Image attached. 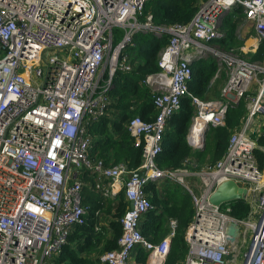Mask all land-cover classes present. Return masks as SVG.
<instances>
[{
  "label": "built area",
  "instance_id": "1",
  "mask_svg": "<svg viewBox=\"0 0 264 264\" xmlns=\"http://www.w3.org/2000/svg\"><path fill=\"white\" fill-rule=\"evenodd\" d=\"M144 1L0 0V264H58L67 236L86 220L85 171L100 199L120 192L128 203L116 246L97 256L100 264H128L137 247L145 252L144 264H162L175 220H167V232L157 242L143 236L140 225L152 208L145 184L163 178L186 190L193 208L178 264H264V167L253 154L254 148L264 153L254 136L264 123L252 126L256 114L264 115V56L260 62L239 57L216 42L224 35L218 27L222 15L239 5L235 33L244 35L243 43L253 40L241 46L253 52L264 41V0H201L186 23L160 25H153L150 15L138 18ZM113 28L120 30L115 43ZM138 31L166 36L167 42L157 53L158 70L144 78L152 118L134 115L124 123L141 150L139 166L128 170L122 163L104 164L91 152L87 126L106 114L105 92L114 72L132 69L123 50ZM207 56L215 60L210 83L220 72L225 75L218 99H202L187 89L191 61ZM253 84L256 90L247 94ZM183 96L192 106L185 139L194 150L203 147L209 127L224 124L227 109L239 99L245 113L214 163L196 167L184 159L179 168H159L155 158L166 121ZM137 170L142 177L133 176ZM224 180L246 188L249 208L242 219L231 216L227 205L208 202ZM99 216L94 210L96 231ZM230 224L236 227L233 241Z\"/></svg>",
  "mask_w": 264,
  "mask_h": 264
},
{
  "label": "trees",
  "instance_id": "2",
  "mask_svg": "<svg viewBox=\"0 0 264 264\" xmlns=\"http://www.w3.org/2000/svg\"><path fill=\"white\" fill-rule=\"evenodd\" d=\"M199 1L201 0H145L138 18L143 19L144 16L150 15L153 25L186 23L196 12ZM240 15L241 7L237 5L221 17L218 27L224 35L217 41L226 50H232L233 47L237 49L241 45L240 38L235 33L236 18ZM112 35L115 43L119 39L120 30L113 28ZM166 42V36L156 37L150 32L138 31L132 36V45L123 50L132 64V69L114 72L111 86L105 92L109 98L106 114L87 126V132L93 138L91 152L104 164L122 163L128 170H135L139 166L141 150L132 144V138L124 129V123L134 115L146 121L152 118L154 110L150 89L144 84V78L158 70L157 53ZM263 56L264 41L253 52L246 54L250 60H262ZM190 68L188 91L202 99L215 97L212 90L214 87L219 89L225 75L220 72L219 77L210 83L215 70L214 58L207 56L194 59L190 63ZM217 81L218 83L214 85ZM191 114L190 99L181 97L179 109L166 121L167 126L161 137V150L155 158L157 167L179 168L184 159L199 166L203 163H214L225 151L229 134L238 126L244 114V101L239 99L227 109L222 126L209 127L205 131L203 147L197 150L191 149L185 139ZM254 136L256 145L264 147V125L259 134ZM253 154L258 167L263 168V152L259 148H254ZM89 188L91 189L90 186L82 188V203L89 205L86 220L83 224L74 226L67 236L56 257L58 264H86L88 260L78 255V252L95 249L100 241L98 254L116 246V239L120 233L119 218L125 209L123 197L121 193L114 197L113 212L110 213L112 200L108 199L100 204V197ZM144 191L152 208L142 217L141 234L157 242L167 232V220H175L174 234L162 264H178L186 253L187 246L183 235L193 214L190 196L186 190L173 182L149 181L145 184ZM104 204L106 205L103 210L111 215L107 223L109 230L107 237L101 234L100 229L97 230L98 234L94 231L96 220L93 211L99 212ZM224 205L229 207L230 215L238 219L244 218L249 208L245 200H233ZM134 255L140 264H144L145 252L141 247L134 250Z\"/></svg>",
  "mask_w": 264,
  "mask_h": 264
},
{
  "label": "crops",
  "instance_id": "3",
  "mask_svg": "<svg viewBox=\"0 0 264 264\" xmlns=\"http://www.w3.org/2000/svg\"><path fill=\"white\" fill-rule=\"evenodd\" d=\"M253 43V40H251V39H247V40H245L244 41V48L246 47V46H248V45H251ZM247 53L249 52L248 50H245ZM89 180L92 182V180H93V178H92V175L91 174H89V173H87L86 171L84 172V174H83V176H82V178H81V181H82V188L84 187V186H90L91 187V184L89 183ZM82 188H81V195H82ZM90 189V188H89ZM92 192H94L95 193V191L92 189V187H91V189H90ZM120 193V192H119ZM117 194V193H116ZM115 195L114 196H111V197H106V198H104V199H101V201H100V204H103L106 200H108V199H111L112 201V209L110 210V213H112L113 212V204H114V202L115 201H113L115 198ZM123 197V196H122ZM124 200V199H123ZM125 202V201H124ZM81 203H82V197H81ZM83 205H85V207L87 208V210H89V205L88 204H86V203H82ZM105 205L106 204H104L103 205V207H102V209L100 208V211H99V219H98V221L97 222H99V224H98V228L101 230V234H103V236L104 237H107V235L109 234V230H108V228H107V223H108V221L110 220V218H111V215H110V213H107V214H109V215H107L106 214V212L103 210L104 209V207H105ZM128 206V203L127 202H125V209H126V207ZM124 209V210H125ZM102 213V214H101ZM95 217V216H94ZM95 231V233L96 234H98V232L96 231V230H94ZM102 239V238H101ZM80 241V240H79ZM100 246H101V241L98 243V244H96V247H95V249L93 248V249H89V250H83V251H79L78 253V255H80V256H82V257H84V258H86L87 260H88V262L86 263V264H100L98 261H97V256L100 254H98V250H99V248H100ZM97 251V252H96ZM61 264H63V263H61ZM128 264H140L137 260H136V258H135V255H134V252H132L131 253V255H130V258H129V261H128Z\"/></svg>",
  "mask_w": 264,
  "mask_h": 264
},
{
  "label": "water",
  "instance_id": "4",
  "mask_svg": "<svg viewBox=\"0 0 264 264\" xmlns=\"http://www.w3.org/2000/svg\"><path fill=\"white\" fill-rule=\"evenodd\" d=\"M143 171L137 170L133 172V176L142 177ZM246 195V188L235 183L232 180H224L213 188L208 196V202L212 205H223L233 200H244ZM129 207H131V202H129ZM227 233L230 238L229 241H233L236 235V227L234 224L228 226Z\"/></svg>",
  "mask_w": 264,
  "mask_h": 264
},
{
  "label": "rangeland",
  "instance_id": "5",
  "mask_svg": "<svg viewBox=\"0 0 264 264\" xmlns=\"http://www.w3.org/2000/svg\"><path fill=\"white\" fill-rule=\"evenodd\" d=\"M245 28L247 29V27L245 26ZM238 38H240L239 40L241 41V45H239L238 46V48L237 49H233L232 48V52H234V54H236L237 56H239V57H243V58H246L247 59V57H246V54H247V52L246 51H243L242 49H241V46H242V44H243V38H244V35L243 34H239V37ZM242 39V40H241ZM216 42L218 43V41L216 40ZM259 62L260 61H262V60H258ZM212 83H213V81H212ZM215 83L217 84L218 83V81L217 82H214V85H215ZM223 83V82H222ZM222 85V84H221ZM212 87V86H211ZM220 88V87H219ZM256 90V85L255 84H253V85H250V87H249V90L247 91V94L248 93H252V92H254ZM212 92H213V95L215 96V97H212V98H216L217 96H218V94H219V89L217 88L216 89V87H214L213 88V90H212ZM219 97H217L216 99H218ZM262 103H264V102H262ZM245 113V112H244ZM261 122H263L264 123V115L263 114H256L255 116H254V120H253V123H252V126H254L256 123H261ZM264 154V153H263ZM199 165H197L196 164V167H198ZM170 180H168L167 178H163L162 179V181L161 182H169ZM184 182H185V184H187L188 185V183H187V180L186 179H184ZM189 182V181H188ZM190 182H193V180L192 179H190ZM176 184V183H175ZM178 185V184H177ZM196 185V184H195ZM192 187H193V185H192ZM194 192H196L197 191V186H195V188H194V190H193ZM100 214V213H99ZM102 214V213H101ZM107 214V213H106ZM107 215H109V214H107ZM247 243H248V241L244 244V246L243 247H241L240 248V254H239V257H241V254H242V252L246 249V246H247Z\"/></svg>",
  "mask_w": 264,
  "mask_h": 264
},
{
  "label": "bare ground",
  "instance_id": "6",
  "mask_svg": "<svg viewBox=\"0 0 264 264\" xmlns=\"http://www.w3.org/2000/svg\"><path fill=\"white\" fill-rule=\"evenodd\" d=\"M258 229V228H257Z\"/></svg>",
  "mask_w": 264,
  "mask_h": 264
}]
</instances>
